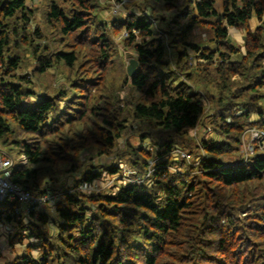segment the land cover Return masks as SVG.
Returning a JSON list of instances; mask_svg holds the SVG:
<instances>
[{
  "label": "trees",
  "instance_id": "obj_1",
  "mask_svg": "<svg viewBox=\"0 0 264 264\" xmlns=\"http://www.w3.org/2000/svg\"><path fill=\"white\" fill-rule=\"evenodd\" d=\"M30 1L0 0V149L25 157L13 182L60 199L55 215L46 206L29 222L13 217L18 202L0 203V222L18 232L12 244L29 231L39 250L8 264H264V136H248L254 150L224 160L245 132H264V111L249 117L264 99V0H146L151 17L113 20L101 16L107 0H46L43 26ZM124 29L138 65L118 87L109 68ZM58 72L60 86L35 91ZM125 86L136 92L122 95ZM206 98L214 135L195 165L171 173L169 164L187 162L175 141L191 156L185 134L204 119ZM135 120L146 127L124 153L136 181L111 193L69 191V177L75 187L95 182L99 171L92 163L81 172L84 162L113 153ZM146 137L169 157L152 165Z\"/></svg>",
  "mask_w": 264,
  "mask_h": 264
},
{
  "label": "rangeland",
  "instance_id": "obj_2",
  "mask_svg": "<svg viewBox=\"0 0 264 264\" xmlns=\"http://www.w3.org/2000/svg\"><path fill=\"white\" fill-rule=\"evenodd\" d=\"M33 1V2H32ZM61 5H65L62 0H59ZM106 1V0H104ZM107 3H101L102 6V12H101V16L102 18H104L103 16L106 15V19L107 20H113L114 18H124L125 16H129L132 15L134 13L136 14H140V16L144 15V16H150L151 17V9L147 8V9H142V7H146L147 6V1L146 0H107ZM32 3V7L36 9V13L35 15L32 17V21L33 24L35 25H39L42 24L41 21V16L44 14V12L47 10V1L46 0H31L30 1ZM166 12H170L169 10H166ZM165 13V12H164ZM257 21L254 22L253 21V27H255L257 25ZM29 31L30 33H32L33 31L32 29V25L29 26ZM194 32L198 35H201L204 39H208L209 35L208 33L204 32L203 30H201V28H195ZM234 33L236 32L237 35H239V37H243L244 33L241 31H233ZM137 33V32H136ZM129 37V32L127 29H124L123 31H121L120 34L116 35V37L114 38L117 44V51L113 57L111 66H110V70H109V77H110V81H114V83L120 87L122 85V82L124 80V78L126 77V70H127V65L129 64V61L131 58H135V54L133 49L131 50H127L124 48L123 44L121 41H123L124 38H128ZM142 38L140 36H137L136 42H141ZM234 42H238L239 41H234ZM194 58V57H193ZM195 60V59H194ZM193 61V60H192ZM173 65V69L176 68V63L173 60L172 64ZM30 67L28 68L29 70H32L34 66L29 65ZM52 70V69H51ZM24 69L20 68L18 70V73H23ZM52 72V71H51ZM57 76L53 77L52 73H47L42 80L45 82H41V84L39 83H35V91L38 94H41L43 92V86H47L49 87V89H52V86L58 87L60 86L59 81L63 78V75L61 74V72H58L56 74ZM183 75V74H182ZM9 76H6L5 78H8ZM62 77V78H61ZM233 79V78H232ZM186 81V77L183 78V80H181V82ZM188 84V82H187ZM190 84V82H189ZM188 84V85H189ZM132 88H130V86H125L122 89V95L127 94V93H131L133 91L136 92V90H132ZM205 91V90H202ZM212 103L213 101H211L209 98H206V108H205V116L204 119H201V121L197 124L196 127L191 128L189 130H187V134H185V138L188 139L189 141V146L187 145L188 143H185L187 145V147L184 146V148H186V150L188 152L191 153V156L189 155V153H186L185 150L183 148H181V142L180 140L175 141V151L177 150V148H179L178 150L184 151L186 153V155L188 157L187 158V162L185 163V167H181L180 164L182 162H178V165L176 166L175 164H169V169L171 173H175L178 170H184L185 168L188 169V166H193L195 165L197 162L194 161L195 158H200L203 155V150H202V143L203 140H208L210 138L211 135H214V131L212 129L211 123L209 122L210 119H213L214 116H208L207 113L209 111H212ZM259 109H262L264 111V99H262L261 101H259V103L256 105L255 109H253V113L254 114H250V119L256 118L257 117V111H259ZM206 115L208 117H206ZM209 120V121H207ZM130 126L128 127L127 131L124 132L122 139L118 142V144L116 145L114 152L111 153L110 155H106V154H96L93 151V155L94 159L93 162L92 161H85L81 172L89 169V167L91 168V164L93 163L96 167V169L99 171L100 175L98 176V178L95 180L96 183H99L98 185V189L96 192H103V193H111L113 192L116 188L118 187H123L125 184L130 183V181L127 179L129 178H133V173L134 170L132 168V166L130 165V156H126L124 153V149L126 146V142H131L133 145L137 146L139 145V141H140V133L142 132V130L146 127L144 125V123L142 121L139 120H135L132 123L129 124ZM249 130L247 132H245L243 134V142L241 143V150H238V148L236 149L237 145L235 146V148L233 149L232 153H230L229 155L224 156V160L225 161H234L237 160L239 155L241 154V151L244 152V149L246 151V140H250L248 138V136H252L251 131L249 132ZM163 135V134H161ZM164 137V136H162ZM168 136H166L167 138ZM236 137V136H235ZM143 144L145 145V148L153 155L152 158V165H155L157 162L161 161L163 158L165 159L166 157L168 158L169 156H166V153L163 152L164 149L160 148V147H156L153 143L150 137H146L145 139H143ZM191 144V145H190ZM181 146V147H180ZM8 153L9 155L15 160V162H20L21 161V154H20V149L18 147L15 146H11L8 149ZM174 154V155H173ZM172 155L175 156L174 158H176V160L180 161L179 159H177V155L175 153H173ZM166 156V157H165ZM190 157V158H189ZM158 159V160H157ZM189 161V162H188ZM177 162V161H176ZM118 166V170L114 171L113 168ZM154 170V167H152V171ZM73 186V185H72ZM55 195V194H53ZM62 198H64V195L62 196ZM60 199V197L58 196L56 198V201ZM2 203V202H0ZM56 203L53 204H49L47 205V207L49 209H53L55 207ZM254 209H257L254 208ZM36 216L38 217V214H36ZM25 221L29 222L30 218L29 216L24 217ZM6 228L4 226V224L0 225V243L4 242V234H5ZM13 233H18L16 231V229L12 230ZM24 234L21 233V242H16L18 246L12 247V250L17 253H25L28 251V249L33 250L32 252L34 254H39V250L36 248L37 243L35 242V240L30 238L29 235V231H25L23 232ZM3 234V236H2ZM20 235V234H19ZM8 238V242H10L9 244H12L11 239H10V234H8L7 236ZM19 239V238H17ZM16 241V239H15ZM19 243V244H18ZM36 243V245H35ZM21 245V248H19V246ZM13 246V244H12ZM21 250V252H20ZM13 252V253H14Z\"/></svg>",
  "mask_w": 264,
  "mask_h": 264
},
{
  "label": "built area",
  "instance_id": "obj_3",
  "mask_svg": "<svg viewBox=\"0 0 264 264\" xmlns=\"http://www.w3.org/2000/svg\"><path fill=\"white\" fill-rule=\"evenodd\" d=\"M252 139L257 138L260 141L263 139L264 132L259 129L251 130ZM252 139L246 140V151L252 152L254 146ZM182 156L188 157L185 152L177 150ZM24 156L21 160L24 161ZM15 160L9 156L6 151L0 149V202L9 200L10 202H18V205L13 211V217L20 219L29 216L30 213H37L43 207L56 202V195L51 193L36 195L31 191L23 188L21 185L12 181L13 165ZM130 182L136 181L132 178H127ZM99 183L84 181L78 186H72L69 191L75 190L78 192H96Z\"/></svg>",
  "mask_w": 264,
  "mask_h": 264
},
{
  "label": "crops",
  "instance_id": "obj_4",
  "mask_svg": "<svg viewBox=\"0 0 264 264\" xmlns=\"http://www.w3.org/2000/svg\"><path fill=\"white\" fill-rule=\"evenodd\" d=\"M103 17L105 19L107 18L106 15H104ZM232 38L239 40L242 37H239V35H237L236 32L235 33L232 32ZM67 182H68L69 186H72L74 184V180L71 177L68 178ZM46 209L49 211V214L51 216L55 215V209L54 208L51 210L47 207ZM2 224H4L6 231H5L4 236L2 234V236L4 237V242L0 243V264H8V262H10L14 258H16L21 253L16 252V254H15V252L12 250V247H15L18 245H17V243H15L12 246V244H9L10 242H8V238H7L8 234H13L12 230L16 229V227L14 226V223L13 222L9 223L7 221L2 220L0 222V225H2ZM19 248H21V245L19 246ZM20 252H21V250H20Z\"/></svg>",
  "mask_w": 264,
  "mask_h": 264
},
{
  "label": "water",
  "instance_id": "obj_5",
  "mask_svg": "<svg viewBox=\"0 0 264 264\" xmlns=\"http://www.w3.org/2000/svg\"><path fill=\"white\" fill-rule=\"evenodd\" d=\"M137 65H138L137 59L131 58L129 64L127 65V74L129 76H132L136 72Z\"/></svg>",
  "mask_w": 264,
  "mask_h": 264
}]
</instances>
